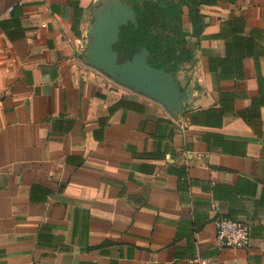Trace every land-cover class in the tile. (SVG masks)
<instances>
[{
    "label": "crops",
    "instance_id": "1",
    "mask_svg": "<svg viewBox=\"0 0 264 264\" xmlns=\"http://www.w3.org/2000/svg\"><path fill=\"white\" fill-rule=\"evenodd\" d=\"M129 8L0 0V264H264V0L201 4L177 70L123 58Z\"/></svg>",
    "mask_w": 264,
    "mask_h": 264
},
{
    "label": "rangeland",
    "instance_id": "2",
    "mask_svg": "<svg viewBox=\"0 0 264 264\" xmlns=\"http://www.w3.org/2000/svg\"><path fill=\"white\" fill-rule=\"evenodd\" d=\"M127 1L133 19L123 27L124 32L129 33L127 44L122 46L125 60L147 56L150 62H161L166 66L169 62L179 69L192 58L194 38L202 23L199 6L206 0ZM133 36L142 43L138 49L128 44Z\"/></svg>",
    "mask_w": 264,
    "mask_h": 264
},
{
    "label": "built area",
    "instance_id": "3",
    "mask_svg": "<svg viewBox=\"0 0 264 264\" xmlns=\"http://www.w3.org/2000/svg\"><path fill=\"white\" fill-rule=\"evenodd\" d=\"M217 209V205L213 204ZM217 244L220 248H246L250 245L248 223L230 218L226 214H218L215 219Z\"/></svg>",
    "mask_w": 264,
    "mask_h": 264
},
{
    "label": "water",
    "instance_id": "4",
    "mask_svg": "<svg viewBox=\"0 0 264 264\" xmlns=\"http://www.w3.org/2000/svg\"><path fill=\"white\" fill-rule=\"evenodd\" d=\"M111 37L113 38V41L118 40L119 38L118 32L117 33L114 32ZM108 46L109 44L106 43V40L104 38H101L100 44H98V48H97V61H99L98 67L103 69L106 73L112 75L113 77L117 79H122L121 77L122 73L120 71L119 65L113 62L115 55H112L113 58L111 59V62L109 61L106 62L103 60V56L106 53Z\"/></svg>",
    "mask_w": 264,
    "mask_h": 264
},
{
    "label": "trees",
    "instance_id": "5",
    "mask_svg": "<svg viewBox=\"0 0 264 264\" xmlns=\"http://www.w3.org/2000/svg\"><path fill=\"white\" fill-rule=\"evenodd\" d=\"M215 2H216V0H206L203 3L204 4H214ZM124 30H125V28H123V30L121 31L120 38H119V41L117 44V47H118L119 51L121 52V54H123L122 52L124 51L122 46L124 44H127V43H125V41L128 39V36H129V33H127L126 31L124 32ZM128 42H129L128 44H132L135 49H138L140 47V44H142L140 39L138 37H134V36L132 38H130ZM151 63L153 65H155L156 67L161 68V69H165V70H177L178 69L176 66L170 64L169 62L167 63V66L165 65V63H161V62L152 61Z\"/></svg>",
    "mask_w": 264,
    "mask_h": 264
}]
</instances>
